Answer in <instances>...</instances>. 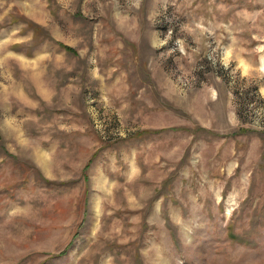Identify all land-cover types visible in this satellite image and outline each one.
<instances>
[{
    "label": "rangeland",
    "instance_id": "374dc122",
    "mask_svg": "<svg viewBox=\"0 0 264 264\" xmlns=\"http://www.w3.org/2000/svg\"><path fill=\"white\" fill-rule=\"evenodd\" d=\"M0 264H264V0H0Z\"/></svg>",
    "mask_w": 264,
    "mask_h": 264
},
{
    "label": "trees",
    "instance_id": "16d2710c",
    "mask_svg": "<svg viewBox=\"0 0 264 264\" xmlns=\"http://www.w3.org/2000/svg\"><path fill=\"white\" fill-rule=\"evenodd\" d=\"M28 25H29L30 28H33V29H34V32H35L36 35H38L41 31H43V28H42L41 26L37 25V24H36L35 22H33V21L28 22ZM43 38H45V39H50V35H49V33L46 32V34L43 36ZM65 48H66L67 50H70V51L73 50V48H71V47H69V46H67V45H65ZM71 245H72V243L69 245V247H70ZM67 250H68V249L66 248L62 253L67 252Z\"/></svg>",
    "mask_w": 264,
    "mask_h": 264
}]
</instances>
